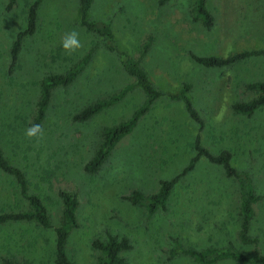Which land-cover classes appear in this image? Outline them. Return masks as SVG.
Instances as JSON below:
<instances>
[{
  "label": "rangeland",
  "instance_id": "1",
  "mask_svg": "<svg viewBox=\"0 0 264 264\" xmlns=\"http://www.w3.org/2000/svg\"><path fill=\"white\" fill-rule=\"evenodd\" d=\"M31 1L15 0L8 8L9 0H0V143L10 162L25 172L30 191L42 198L53 227L61 221L58 190L77 192L78 226L67 240L72 262L97 264L98 251L91 241L106 232L130 239L132 247L123 252L128 264H199L185 254L169 258L172 238L196 249L232 245L252 256L254 245L238 238L237 181L204 157L177 181L165 209L148 216L143 205L126 198L135 189L148 195L160 179L180 172L195 154L197 133L211 152L228 149L232 165L249 174L257 196L249 234L257 239L264 258V106L250 116L231 107L257 95L247 84L264 82V54L217 68L201 66L189 56L264 48V0H208L214 16L210 30L193 20L195 0H169L164 5L157 0H93L88 17L110 24L115 46L139 60L163 93L96 173L86 172L84 164L97 149L103 127L129 117L144 93L136 87L88 120H73L84 106L134 81L104 38L79 24L77 0L42 1L36 30L23 40L17 66L9 73L10 46L25 26ZM73 32L78 46L72 43ZM88 51L85 68L69 85L52 90L39 128L26 135L34 126L42 78L66 72ZM183 82L191 84L188 95L204 120L201 131L182 103L165 95L177 93ZM26 208L12 178L0 171V212ZM3 257L23 264H55L53 228L33 221L1 225L0 264ZM214 264L241 263L220 259Z\"/></svg>",
  "mask_w": 264,
  "mask_h": 264
},
{
  "label": "trees",
  "instance_id": "2",
  "mask_svg": "<svg viewBox=\"0 0 264 264\" xmlns=\"http://www.w3.org/2000/svg\"><path fill=\"white\" fill-rule=\"evenodd\" d=\"M15 0H9L7 7L10 8ZM43 0H32L26 10L25 26L14 36L10 50V62L8 72L12 73L18 62L19 51L23 40L32 35L37 26L38 8ZM79 7V24L86 30L97 33L105 40V46L108 50L117 53L120 64L124 71L134 79L132 83L124 85L118 92L105 98L90 103L72 115L75 121H86L100 111L111 107L121 101L126 94L138 87L144 93V99L141 104L126 119L104 126L102 129L101 141L95 150L93 156L85 162L84 170L88 173H96L106 161L117 142L130 133L138 120L148 112L152 104L163 93L152 83L146 70L141 66L139 60L132 58L126 52L120 51L114 42V34L108 22L90 19L88 17L89 9L93 0H77ZM159 5L166 4L169 0H157ZM208 0H195L192 7V18L200 21L206 30H210L214 25V16L207 8ZM149 46L145 43L142 52L144 53ZM264 54V48L242 50L230 53L225 56L217 55H198L189 52L190 58L197 64L207 68H217L232 65L236 62L247 59L251 56ZM91 57V51L85 53L81 59L64 73H50L45 75L40 83L39 96L36 101L33 125H39L46 114V110L51 98L52 90L59 86L69 85L77 75L85 68ZM191 89L189 82H183L177 93H165L171 100H177L182 106L189 118L197 124L198 131L204 127V120L199 115L188 95ZM247 89L257 92V95L246 101H235L232 103V109L240 114L250 116L259 107L264 106V82L252 81L247 84ZM193 149L195 154L188 160L187 164L180 172L168 179H160L156 191L143 195L139 190H132L126 198L132 204H141L145 207L148 216H151L159 209H165L167 199L172 188L177 181L191 171L200 157H204L210 163L219 165L225 176L234 178L237 181L239 189V231L238 238L242 243L253 244L254 250L252 256H247L242 251L232 245L224 247H205L196 249L185 247L176 238H172V246L168 250L169 258L180 254L191 256L199 264H214L220 259H232L241 264H264V258L259 254L256 247L257 239L250 236L249 227L253 216V203L257 196L252 189L251 178L247 172L238 171L231 163L232 154L228 149H222L218 153L211 152L206 148L197 133L193 139ZM0 171L10 176L15 183L19 195L26 201L27 208L20 210H7L0 212V226L10 222L33 221L43 228H53L54 231V263L55 264H74L67 253V240L72 229L78 226L77 211L79 207V198L76 191L59 189L58 197L61 201V221L57 226L52 225L51 217L42 198L30 191L29 182L25 172L17 165L10 162L4 153L0 143ZM92 247L98 251L97 264H128L123 252L132 247L130 239L124 235H117L106 232L104 238H94L91 241ZM3 264H23L16 263L3 257Z\"/></svg>",
  "mask_w": 264,
  "mask_h": 264
},
{
  "label": "clouds",
  "instance_id": "3",
  "mask_svg": "<svg viewBox=\"0 0 264 264\" xmlns=\"http://www.w3.org/2000/svg\"><path fill=\"white\" fill-rule=\"evenodd\" d=\"M72 36H73V41H72V43L75 44L76 46H78V42H77V40H76L77 33H76V32H73V33H72ZM64 47L67 48L68 45L65 44ZM38 128H39V125H35V126H33L32 128H30V129L27 131L26 135H28V136H32V135L34 134V132H35Z\"/></svg>",
  "mask_w": 264,
  "mask_h": 264
}]
</instances>
